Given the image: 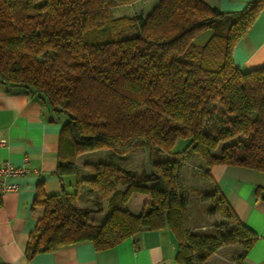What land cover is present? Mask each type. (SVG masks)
Here are the masks:
<instances>
[{"label": "trees", "instance_id": "1", "mask_svg": "<svg viewBox=\"0 0 264 264\" xmlns=\"http://www.w3.org/2000/svg\"><path fill=\"white\" fill-rule=\"evenodd\" d=\"M263 9L264 0L234 12L204 0H157L146 14L116 17L109 0H0V83L22 88L64 117L55 170L63 189L51 195L37 189L35 203L44 212L29 235L27 260L85 240L102 250L167 227L177 241L178 264H205L233 244L241 264L257 234L239 221L214 182L204 198L214 202L210 213L231 227L190 232L177 178L188 154L206 163L207 178L214 165L264 172V65L242 70L232 58ZM204 31L211 34L197 45ZM178 138L189 144L174 154ZM230 139L236 140L214 153ZM139 149L147 152L151 173L116 162ZM100 150L110 155L83 163L90 174L78 177V156ZM155 152L168 156L155 160ZM72 174L76 189L69 192L64 177ZM257 191L264 200V189ZM132 195L149 209L130 212ZM103 201L107 212L94 222Z\"/></svg>", "mask_w": 264, "mask_h": 264}, {"label": "crops", "instance_id": "2", "mask_svg": "<svg viewBox=\"0 0 264 264\" xmlns=\"http://www.w3.org/2000/svg\"><path fill=\"white\" fill-rule=\"evenodd\" d=\"M204 1L221 11L234 12L251 0ZM232 58L242 70L264 65V9L236 43ZM63 122L64 117L56 115L22 88L8 89L0 83V139L5 140L0 145V161L8 160L13 166L26 169L22 175L7 179L15 183L17 189L4 193L0 199V264H178L177 241L167 227L140 231L102 250L85 240L26 259L29 235L44 212L43 207L35 203L37 189L42 188L47 195L63 189L55 174ZM85 154L87 152L78 156L77 168L84 169L83 163L92 161ZM210 174L239 221L257 234L255 244L241 264H264V200L257 191L264 189V172L240 165H214ZM75 178V175L69 177L70 180ZM144 204L143 198L133 195L126 208L140 213ZM106 212L107 203L103 201L101 212L94 214L92 220L101 222ZM235 246L236 255L240 248Z\"/></svg>", "mask_w": 264, "mask_h": 264}, {"label": "rangeland", "instance_id": "3", "mask_svg": "<svg viewBox=\"0 0 264 264\" xmlns=\"http://www.w3.org/2000/svg\"><path fill=\"white\" fill-rule=\"evenodd\" d=\"M156 2L157 0H134L130 3L122 4L117 0H109V4L111 5V13L116 17L121 15H134L139 12L146 14L150 11V9ZM210 34V31L199 33L195 37V43L197 45H204L208 40ZM235 140L236 139H230L220 143L214 153H218L221 150L222 146L230 143V141ZM188 144L189 139L178 138L171 152L174 154H180L186 149ZM85 155V157L89 160L99 161L106 160L110 154L107 150H100L87 152V154ZM167 156L168 154L165 152H155L153 159L162 161ZM116 162L122 167L134 169V171L137 173L152 172L148 154L144 150H135L129 156L122 155L116 160ZM182 162L183 165L178 172L177 188L179 194L184 198V201L186 202V214L188 216V228L190 232L207 234L211 233L215 228H221V230H224L231 227V224L228 223L227 220L224 219L221 215L216 213L213 214L209 211L213 207L214 202L210 199H205L204 195L212 193L214 191V183L212 177L207 178V176H205L204 174V172L208 168L206 163L194 154L184 155ZM209 172L211 173V169H209ZM85 174H90V171L78 168V177H84ZM71 176L73 177L74 175H68L65 179V183L67 186L66 190L69 192H74L76 189V184L75 179H69V177ZM87 189L88 187L85 184L80 187V191L82 194L86 193ZM91 197L93 198V195H91ZM134 201L139 204V201ZM128 202L126 203V206ZM149 207V205L144 204L142 212L147 211ZM235 245L236 244L222 246L216 252L221 256L218 257L217 255L215 256V254H213L207 259L208 264H232L233 262H236L233 260L235 256L233 252H235V250L237 249V246ZM207 260L205 261V264Z\"/></svg>", "mask_w": 264, "mask_h": 264}, {"label": "built area", "instance_id": "4", "mask_svg": "<svg viewBox=\"0 0 264 264\" xmlns=\"http://www.w3.org/2000/svg\"><path fill=\"white\" fill-rule=\"evenodd\" d=\"M5 143L4 139H0V145ZM26 169L13 166L8 160L0 161V199L2 195L8 191L17 189V185L13 182H8V178H13L22 175Z\"/></svg>", "mask_w": 264, "mask_h": 264}]
</instances>
